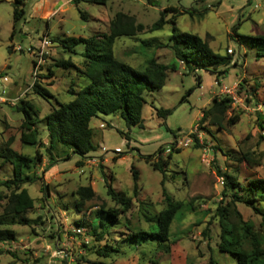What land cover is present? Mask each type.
<instances>
[{"label": "rangeland", "instance_id": "1", "mask_svg": "<svg viewBox=\"0 0 264 264\" xmlns=\"http://www.w3.org/2000/svg\"><path fill=\"white\" fill-rule=\"evenodd\" d=\"M12 1L0 0V92L5 86L7 93L8 85L1 83L6 76L21 86L32 83L29 49L40 45L46 31L50 40L64 35L88 37L105 32L117 11L133 15L136 22L148 27L157 20L164 7H174L180 11L176 17L177 29L197 34L208 41L214 52L230 53L231 59L222 75L203 69L189 72L177 62L176 70L168 72L161 89L144 94L147 100L142 108L144 128L127 126L119 114L92 117L90 127L98 147L82 159L61 144L56 145L52 156L46 153L44 145L21 144L17 127L23 113L9 103L0 104V179L12 176V163L3 162L1 156L9 137L13 149L34 156L38 148L41 160L46 164L47 159L49 162L55 160L46 169L41 166L44 172L36 168L37 178L25 185L34 199V207L26 215L31 219L40 216V220L30 225L10 226L16 232V239L0 243L3 250L10 251L0 254V264H91L96 260L109 264H210V259L217 264H236L230 254L218 248L220 228L215 209L222 198L223 184L216 167L236 177L241 184H246L248 179H264V123L261 128L257 118L258 113L264 117V107L257 98L250 99L245 103L247 109L228 111L226 118L240 113V120L235 124L224 123L223 129L207 121L201 124L199 113L209 106L214 92L239 82L241 96L256 82L259 94H264V57L257 58L255 54L259 47L249 40L242 41L239 36L264 35V0H155L154 5H149L146 0H107L104 6L80 2L77 7L73 1L47 0L44 8L37 9L39 15L31 8L32 0H28L23 5L24 17L17 21L11 36ZM79 9L89 13L87 20L80 17ZM235 26L236 30L232 32ZM171 28L172 24L166 23L161 29L143 31L134 37H118L113 44L114 55L138 70H143L146 61L152 57L169 63L174 58L165 43ZM11 46L15 49L10 50ZM47 51L44 68L38 73L43 77L41 84L52 97L45 99L31 89L23 95L38 114L36 125L38 138L42 141L47 138V132L41 118L52 105L56 106V102L71 100V88L77 90L86 83V78L74 68L53 66V61L59 58H70L76 66H81L82 44H78L72 53L57 41H51ZM224 67L220 65L218 69ZM196 76L200 77L199 84ZM190 88L194 89L187 94ZM159 108L170 112L164 117L159 116L155 110ZM189 134L198 135V142L193 139L188 147H178L176 141L180 142ZM159 148L161 152L155 154ZM176 149L180 151L176 152ZM116 152H121V156L114 160ZM67 153H70L68 158ZM168 153L172 154L164 167V175L142 158V155L151 154L152 160L156 161L159 156L165 159ZM243 153H248L258 164L239 161ZM80 159L82 165L77 166ZM100 166L106 173H112L115 190L132 197L131 166L139 172L140 190L137 197H133L130 212L112 226L110 235L105 238L118 249L108 257H98L83 245L97 243L88 234V227L98 220L99 207L115 205L106 193ZM23 172L33 174L34 169L24 168ZM44 183L48 185L47 191H44ZM88 184L93 187L95 197L77 210L74 202L78 197L73 191ZM163 187L173 199L184 202L181 217L171 223L166 245L156 240H123L124 234L131 230L149 231L158 212L165 206ZM2 204L0 201V212ZM234 207L245 221L260 229L264 246V228L259 226V218L240 202ZM76 220L82 221L79 230ZM103 243L101 241L99 245Z\"/></svg>", "mask_w": 264, "mask_h": 264}, {"label": "trees", "instance_id": "2", "mask_svg": "<svg viewBox=\"0 0 264 264\" xmlns=\"http://www.w3.org/2000/svg\"><path fill=\"white\" fill-rule=\"evenodd\" d=\"M27 1H12L13 23L11 36L15 33L17 21L24 17L25 10L23 5ZM71 1L76 7L80 2L103 6L107 3V0ZM146 2L149 5L155 4V0H146ZM170 13L172 14L169 16ZM178 13L180 11L174 7H164L159 12L157 20L146 27L136 22L133 15L117 11L109 20L105 32H96L88 37L64 35L51 39L50 41H57L64 49L72 53H75V47L78 44L84 46L81 66H76L70 58L55 59L53 66L63 69L74 68L80 76L86 78V83L77 90L71 88L73 98L68 102H56V106L52 105L50 111L41 118L44 121V127L47 132L46 144L38 138L39 129L36 125L37 120H39L38 114L33 109L30 101L25 99L24 96L21 97L14 105L17 111L23 113V118L17 127L18 132H20L19 141L21 144L44 145L46 153L50 156H52L56 145L61 144L71 148V153L78 155L81 159L85 158L98 147L93 141V130L90 127L92 117L98 114H119L127 126L144 128L142 108L147 101L144 94L161 89L166 83L168 72L176 70L177 62L182 61L184 68L189 72L195 69H203L217 75L224 74L227 71L231 54L226 52L225 55H220L212 50L206 39L201 38L197 34L177 29L176 17ZM79 14L84 20L89 18V13L86 10L79 9ZM166 23L172 24L171 33L165 43L173 55L174 59L172 61L163 63L152 57L146 61L143 70H138L115 57L113 44L116 38L123 36L134 37L143 31L158 30ZM235 30L236 26L232 28V32H235ZM45 34H47V31ZM239 36L242 41H245V39L249 40L251 44L259 47L255 54L257 58L264 57V35ZM241 40L239 41L238 39L239 44H241ZM12 49L13 46L10 47V50ZM34 49L31 47L29 52ZM46 57L47 55L44 56L45 60ZM34 62V59H32V65ZM220 65L225 67L218 69ZM41 68H44V64L41 65ZM48 71L52 73L50 69ZM42 78L38 73L31 90L47 99L52 97V94L41 84ZM196 80L197 84L201 81L199 76H196ZM241 86L239 82L236 89L239 96H241ZM193 89L190 88L187 94L191 93ZM258 90L259 84L256 82L241 97L245 103L250 99L257 98V101L264 107V94L260 95ZM231 101V97L225 94L213 96L209 106L201 110L199 122L203 124L207 121L220 129H223L224 123H237L240 120V113H234L226 118L228 111L234 110L231 108ZM155 110L157 115L162 117L170 112L169 109L164 108ZM257 118L259 126L263 128L264 117L258 113ZM193 137L194 142L197 143L196 135L193 134ZM12 143L9 137L1 151L3 162L12 163L13 171L12 176L0 179V201H3L0 212V243H9L16 239V232L10 227L11 225H30L40 220V216L36 217V219H31L26 215L34 207V199L28 193L25 185L32 183L37 178L36 168L42 162L41 152L37 148L35 155L30 156L13 149L10 146ZM175 151L180 150L176 149ZM159 152H161V148L155 154ZM116 154L117 156H113L114 160L121 156V152H116ZM171 154L168 153L165 159L159 156L156 161L152 160L151 154L142 155V158L164 175V167L168 165ZM69 156L70 153H67L66 158ZM81 159L76 162L77 166L82 165ZM238 160L258 164L248 153H243ZM53 162H55L54 159L52 162L47 159L45 169ZM24 168H33L34 173H24ZM102 168L100 166L106 193L115 205L99 207V210H97L98 220L88 227V234L97 243H92L91 245L83 243V245L87 247V250H92L98 257H108L112 252H118V249L109 244L105 238L110 235L112 226L119 223L130 212L133 206V197H137L140 185L139 172L134 166L130 168L133 197L126 192L115 190L112 186L114 178L112 173H106ZM45 169H43V172ZM216 169L219 176L223 177L224 180L221 192L222 198L217 202L215 209V216L220 228L219 251L230 254L236 264H264V246L260 229L256 228L253 223L245 221L234 207L236 202L244 204L259 218V226L264 228V206L262 205L264 202V179H248L246 184H241L236 177L221 171L218 167ZM47 186L44 183V191H47ZM73 194L78 197L74 202L77 210L85 202L95 197V191L90 184L79 186L73 191ZM162 194L165 206L158 212L149 231L131 230L129 233L124 234L123 240L127 239L133 242H152L156 240L166 245L165 243L169 241L168 235L171 223L174 219L181 217L180 210L184 202L173 199L164 187ZM75 224L78 228L77 230H79V227L82 226V221L76 220ZM76 234L80 235L79 233ZM203 234L206 235L205 230ZM101 241H104L103 245H99ZM4 252L9 253L10 251H5L0 247V254ZM91 264L109 263L96 260L92 261ZM210 264L217 263L210 259Z\"/></svg>", "mask_w": 264, "mask_h": 264}, {"label": "built area", "instance_id": "3", "mask_svg": "<svg viewBox=\"0 0 264 264\" xmlns=\"http://www.w3.org/2000/svg\"><path fill=\"white\" fill-rule=\"evenodd\" d=\"M56 1H61V0H56ZM65 1L70 2L71 0H65ZM50 42L51 41L47 37V34H44L42 36V39H40V45L37 48H35L34 50H31L29 52L32 59H34V61H35L34 64L32 65V78H33L32 83L30 85H28L25 88V90L23 91V93H21L17 97L9 98V97H6L3 93H0V104L9 103L11 105H15L18 102V100L21 97H23V95L27 91H29L31 89L33 82L37 78L38 71H39L41 65L45 62L44 56L49 53L47 51V47L50 45ZM179 63L181 65H183L182 61H180ZM237 85H238V83L234 84L231 87H222L220 93H223V94L231 97V99H232L231 108H233V109H238V108L247 109V105L245 104L244 99L241 96H239L236 92ZM196 137L198 139V135H196ZM199 138H200V136H199ZM193 139H194L193 134H189V135H187V137L183 138L180 142L176 141V144L178 147H188L193 142ZM223 181H224L223 177H220V183L223 184Z\"/></svg>", "mask_w": 264, "mask_h": 264}, {"label": "crops", "instance_id": "4", "mask_svg": "<svg viewBox=\"0 0 264 264\" xmlns=\"http://www.w3.org/2000/svg\"><path fill=\"white\" fill-rule=\"evenodd\" d=\"M55 2H57L56 0H54ZM30 4H31V8H34L35 10H37L38 8H40V10L42 9V7L44 8V5H47V0H32V1H30ZM34 10V11H35ZM36 14L37 15H39V13H38V10H37V12H36ZM44 18H47V17H44ZM19 47V46H18ZM15 48H14V46H13V49L12 50H14ZM20 49V48H19ZM30 54V53H29ZM4 80V82H1L2 84H4L5 82H6V84L8 85V90H7V93H6V87L5 86H2V88H1V92L0 93H6V94H4L6 97H8L9 96V98L11 97V98H13V97H17L18 95H20L21 93H23V91L25 90V88L27 87V85L26 86H21L20 84H18L16 81H12V80H10L7 76L3 79ZM218 93H220V91L219 92H214L213 94H212V96L210 97V100H212V98H213V95L214 94H218ZM210 102V101H209ZM0 109H1V107H0ZM46 115V114H45ZM201 115V113H199V116ZM143 117V116H142ZM144 126H145V124H144ZM46 142H47V138H45V141H43V143H45L46 144ZM89 156H90V154H89ZM107 156L106 157H104L103 159V161H105L106 162V160H107ZM104 163V162H103ZM46 165V163H45V161H43L42 160V162H41V164H39L38 165V168L37 169H39V170H42L43 171V168L41 167V166H45Z\"/></svg>", "mask_w": 264, "mask_h": 264}]
</instances>
